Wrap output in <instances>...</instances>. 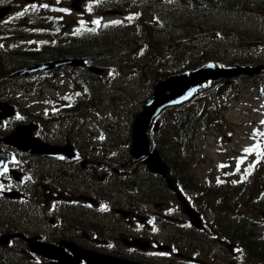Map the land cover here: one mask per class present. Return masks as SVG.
Here are the masks:
<instances>
[{
	"label": "rangeland",
	"instance_id": "1",
	"mask_svg": "<svg viewBox=\"0 0 264 264\" xmlns=\"http://www.w3.org/2000/svg\"><path fill=\"white\" fill-rule=\"evenodd\" d=\"M180 1L85 0L81 11H73L70 7L71 0H38L31 7L25 6L23 0H3L0 7L9 5L13 11L31 9V12L33 11L41 18L36 20L38 22L36 23L29 22L27 19L20 21L18 17L13 20L5 17L0 21V45L8 49L33 48L39 42L52 40L54 37L65 40L68 34L77 32L75 27H90L93 26L94 21L98 20L99 28L104 35L101 46L112 50L115 57L101 61V65L106 69L101 79L102 83L92 87L93 107L81 113L84 119L79 122L76 133L87 137L93 132L94 136H99L102 142L105 141L104 148L112 142L117 147L114 151L120 152L129 138L130 124L134 114L141 109L144 99L148 98L152 92L154 82L152 70L155 67L163 76L180 74L207 48L211 51L215 50L213 58L217 65L228 66L242 64L241 62L248 65L264 64V0H253L249 5L251 10L239 11L237 7H234L224 12H215L214 16L206 18L184 13L185 9ZM154 2L160 5L165 3L164 9L147 10ZM139 3L145 7L139 8ZM239 4L244 7L243 4ZM114 9L121 10L122 14H105ZM183 21L187 25L181 26ZM143 23L157 24L156 29L161 31L154 36L158 38L161 45L171 37L174 39L170 43L178 46L180 40L177 38H180L184 32L192 34L200 30L201 35H206L197 42L202 49L191 46L189 50L194 56L173 55L168 58L159 50L155 53L150 52L151 58L146 61L144 57L149 52L147 46L149 43L144 36ZM149 46L154 48L153 44ZM144 63H146V69L142 71L140 65ZM259 76L261 77L257 79L256 77L246 80L238 79L229 85L218 82L208 85L195 96L192 102L182 106V109L202 106L211 108L210 123L199 133L198 139L192 141V148L188 151L189 159L184 162L185 165L188 163L186 175L191 185L187 188L188 193L200 196L204 193L205 187L220 189L226 184L239 182V185L233 187L236 189L234 202L229 201V193L225 195L228 200L221 198L222 204H226L229 211L226 216L232 219L235 217L240 220H261V213L264 210L256 198L259 187L249 184L253 180L249 177L255 173L256 167H264V124L261 123L264 121V95H262L264 73L260 72ZM28 80L32 82L33 79ZM11 83L13 86L4 91L6 94H0V103L10 105L12 102H17L20 107L27 108V112L40 116H43L45 112L55 114L58 109L55 105L70 104L73 100L77 101L79 97L75 96L76 93L61 97L56 91L49 89H45L48 95L35 96L26 83H20L24 87L23 90L18 88L15 81L12 80ZM173 113L174 110L167 109L161 116L162 120L165 117L172 118ZM95 118L98 120L97 124L92 121ZM89 119L92 120L89 122ZM48 126L54 132H61L68 123L64 121V123L59 122ZM91 140L93 142V139ZM255 145L259 147L254 148ZM246 148H254V150L246 153L244 151ZM241 160L243 162L240 163L239 171H237V164ZM53 166V169H49L50 172L55 171L56 165ZM110 184L111 190L115 193V199L121 196L130 201L135 196L128 195L127 193H132V189H125V186L117 180ZM147 184L138 182V187L145 195L144 198L141 196L138 198V203H149L142 206L145 211L143 214L145 220L153 219L150 214L152 211H157L154 203L159 201L165 203L162 206L164 210L166 209L167 215L181 220V213L179 215L176 212L170 213V207L173 206L172 202H168L171 199L170 196L167 193L158 196L155 187ZM147 190L150 196L147 195ZM133 191L136 193L137 189L134 188ZM216 200L215 196L206 200L211 202V209L205 206L206 202L202 197L196 200L203 212L204 220L215 219L214 202ZM2 206H0V228H6L9 225L32 230L31 226H26L30 220H23L29 219L30 215L22 218L15 214L19 211L27 213V209H21L18 205H12L9 202ZM231 206L232 213H230ZM105 212V210L102 211V213ZM107 212L110 213L103 217L92 218L94 220L86 219L87 222L83 225L86 231L85 242L88 243L94 239L100 244L108 245L107 239H115L118 242L122 234L130 232L127 228L128 224L122 218L114 215L113 211ZM36 221L40 222V220H32V223ZM90 224L95 225L97 233L90 231L89 228L92 227ZM80 234L84 235V232L81 231ZM95 234L97 238H94ZM172 238L175 239L178 249H182L179 244L184 247V244H190L194 239H184V235L180 234L173 235ZM162 241L168 242V239L165 238ZM231 244L234 243L220 240L212 249L230 250ZM117 246L121 244L118 243Z\"/></svg>",
	"mask_w": 264,
	"mask_h": 264
},
{
	"label": "flooded vegetation",
	"instance_id": "2",
	"mask_svg": "<svg viewBox=\"0 0 264 264\" xmlns=\"http://www.w3.org/2000/svg\"><path fill=\"white\" fill-rule=\"evenodd\" d=\"M55 71L57 72H47L50 73L48 76L54 77V80H65L67 78L65 71H78L75 75L82 80L80 73L84 71V68L62 67ZM35 86L37 87L35 92H38L41 84L38 82ZM43 86L56 88L59 91L56 84H49V79L43 83ZM36 123L33 134L44 144L58 147L65 145L66 149L64 150L67 151V154H63L64 158L59 160L57 156L29 155L14 150V154L19 159L17 171L20 181L6 180L3 182L5 184L2 191H15L19 195L29 192V203L31 208H34V219L48 220V223L51 224L50 229L39 226L33 227L32 235L39 236L40 240L55 244L62 240H73L83 245L80 240L85 238V231L77 226H71L69 220H78L81 223V220H84L86 203L96 204L101 199L100 182L96 184L95 181H97L96 178L100 179L102 162L88 158L87 147L81 142L84 138L74 136L53 137L47 127L43 126V121ZM94 157L100 158L98 154H95ZM54 164L56 165L55 171L50 172L49 169H53ZM25 173L26 177L23 176ZM26 180L31 182L28 185L23 184V181ZM0 200L9 202L10 199L0 197ZM52 201H56V206L60 205V207L57 211L50 213L48 209ZM120 202L121 205L118 208H122V201ZM81 231L84 232V235L80 234ZM130 237H133V234H130ZM141 237L145 238L144 234H141ZM123 240L129 245L130 241L128 242L125 238ZM195 251L200 257L208 258L211 256V251L206 249H196ZM110 252L114 253L115 251L112 249Z\"/></svg>",
	"mask_w": 264,
	"mask_h": 264
},
{
	"label": "trees",
	"instance_id": "3",
	"mask_svg": "<svg viewBox=\"0 0 264 264\" xmlns=\"http://www.w3.org/2000/svg\"><path fill=\"white\" fill-rule=\"evenodd\" d=\"M182 1V7L184 12L186 14L192 15L195 14L197 16L202 15L204 17L210 15L211 9L210 7V1L209 0H181ZM238 0H219V3H234L237 2ZM156 7V4H154ZM184 5V6H183ZM143 8V6H142ZM29 16H32L31 14ZM33 17V16H32ZM200 17V16H199ZM34 19V18H33ZM157 24L153 25H148L143 23L144 26V36L147 40V42L150 44L154 45V48H151L149 45V52L145 54L144 59L147 61L148 59L151 58L150 52H157L161 50L162 52L165 51L168 56H173V55H188L190 52L189 47L192 46H197V42L201 40V35L202 31L196 30L195 33L192 34H186L185 32L180 38H177V40H180L178 46H173V44L170 43L173 38H170V41H167L164 43V46L161 45L160 42H158V38L154 35L158 33V29H156ZM187 25L186 22H182V26ZM148 27V28H147ZM198 28V27H197ZM153 30V31H152ZM104 35H101L100 33H93L89 31H84L80 32V35L76 37H69L68 38V43H69V50H72V43L74 42H83L85 43V48L87 49V52L90 50H93L96 54H100L101 51L103 50L101 46H97L96 43L99 41H102V38ZM71 43V44H70ZM161 46H163V49H161ZM66 46H59V47H54V54L53 55H64L69 53V51H66ZM91 48V49H90ZM86 49L85 52H86ZM202 49V48H201ZM209 49V48H208ZM207 49V50H208ZM47 54H49V50L46 49ZM86 52V53H87ZM0 52V84L5 78L9 77V74L13 72L14 70H17L18 68L22 67L23 65H26L29 63V61H35L37 59V56H39L38 53L36 52H28V53H21V54H16L15 52H6L5 54H1ZM152 53V54H153ZM71 54V53H70ZM214 54L207 52L203 55L202 58H200L197 62L194 64H191V68H194L206 60L213 59ZM189 67V66H188ZM142 68H146V63L143 64ZM143 71V69H142ZM156 72V70H155ZM141 73V71H140ZM158 77V74H156ZM197 109L188 108L185 109L181 112H178L174 115V117L169 118L166 122H168V125L163 126L165 131L167 132H160L158 133V136H161V139L155 138V144L158 150L162 151L161 145L162 142L167 147V152H169L171 155L176 156V151H175V141H178V138L180 135L185 136V137H195V135H198L199 133V127L204 123V120L201 118L200 113H197ZM179 136L178 138H176ZM177 163V159L175 157L169 156L168 155V164L169 166L174 170V168ZM255 184L259 187L260 192L263 193L262 197L259 198V203L264 206V172H260V174L257 176ZM228 191V190H227ZM224 192V189H223ZM223 208V207H221ZM222 212V211H221ZM219 216H224V214H220ZM222 220H233L227 217H223ZM235 230H230L231 233H235V236L238 240L242 237V231L239 226L234 227ZM240 237V239H239ZM245 239H247L245 237ZM243 241V240H241ZM245 248L249 251V253L253 256H257L259 253V247L254 246L253 244L245 243L244 244ZM3 251L0 252V264H36L33 263L31 260L27 259V257L23 256L20 253H15L11 251L9 248L4 247Z\"/></svg>",
	"mask_w": 264,
	"mask_h": 264
},
{
	"label": "water",
	"instance_id": "4",
	"mask_svg": "<svg viewBox=\"0 0 264 264\" xmlns=\"http://www.w3.org/2000/svg\"><path fill=\"white\" fill-rule=\"evenodd\" d=\"M28 2L34 0H26ZM78 2L80 0H73L72 6L75 9L78 8ZM6 8L0 9V18L3 17ZM64 63H74L73 61L61 60L55 63H52L50 66H57ZM37 68H43L38 65L37 67L30 68L19 72L16 75H23L30 72H33ZM259 68H250L246 66H231L225 69L215 68L213 65H205L201 68L189 72L188 74H181L176 76L168 77L164 80H159L154 84L153 94L150 99L144 101L142 111L137 113L134 117L132 123V147L131 154L135 159H140L145 155H148L147 159L144 160V163L147 165L148 169L152 172L160 174L166 181L168 187L172 190H175L176 185L174 179L170 176L168 167L161 162L158 156V152L154 150L152 153H149L150 144L147 139L146 131L152 128L155 130L157 128V123H153V119L158 115V113L166 106L177 105L183 101L189 99L194 91L200 86L201 83L205 82L207 79H216L218 77H231L239 75L240 73H257ZM12 113L8 110L6 113L0 114V118L4 116H10ZM20 129H15L14 133L10 134L7 138L2 140L3 142L10 144H17V135ZM29 142V140H27ZM2 161V156H0V162ZM185 211L187 214L193 216V220L197 219L196 216L187 210L185 206ZM264 216V215H263ZM6 237L5 239H8ZM33 242V241H32ZM31 251L39 253L44 257L49 259H59V263L55 264H75L78 261V257H83L86 261V264H138L134 262H129L123 259H116L108 256H99L91 254L85 251L78 252L75 259L72 261L55 251L52 246L40 244L33 242L30 244Z\"/></svg>",
	"mask_w": 264,
	"mask_h": 264
},
{
	"label": "snow or ice",
	"instance_id": "5",
	"mask_svg": "<svg viewBox=\"0 0 264 264\" xmlns=\"http://www.w3.org/2000/svg\"><path fill=\"white\" fill-rule=\"evenodd\" d=\"M45 7H47V5H45ZM22 14H23V13H21V15H22ZM129 19H131V17H129ZM93 23L99 25L100 22L97 20V21H94ZM114 23H119V22H114ZM261 123L264 124V121H261ZM258 147H259V145H255V146H254V148H258ZM254 148H246L244 151H245L246 153H251V152L254 150ZM242 162H243L242 160L238 162V164H237V171H239V165H240V163H242Z\"/></svg>",
	"mask_w": 264,
	"mask_h": 264
}]
</instances>
